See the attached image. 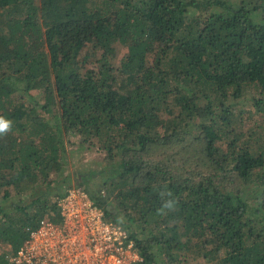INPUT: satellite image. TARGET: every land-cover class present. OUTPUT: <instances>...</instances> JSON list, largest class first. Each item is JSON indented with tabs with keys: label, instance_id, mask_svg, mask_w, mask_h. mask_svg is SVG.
Here are the masks:
<instances>
[{
	"label": "trees",
	"instance_id": "1",
	"mask_svg": "<svg viewBox=\"0 0 264 264\" xmlns=\"http://www.w3.org/2000/svg\"><path fill=\"white\" fill-rule=\"evenodd\" d=\"M0 118V264L82 179L134 264H264V0H0Z\"/></svg>",
	"mask_w": 264,
	"mask_h": 264
},
{
	"label": "built area",
	"instance_id": "2",
	"mask_svg": "<svg viewBox=\"0 0 264 264\" xmlns=\"http://www.w3.org/2000/svg\"><path fill=\"white\" fill-rule=\"evenodd\" d=\"M60 220L41 219L9 264H134L132 239L82 185H71L58 198Z\"/></svg>",
	"mask_w": 264,
	"mask_h": 264
},
{
	"label": "rangeland",
	"instance_id": "3",
	"mask_svg": "<svg viewBox=\"0 0 264 264\" xmlns=\"http://www.w3.org/2000/svg\"><path fill=\"white\" fill-rule=\"evenodd\" d=\"M67 137H69V139L73 140V141H77L79 139V135H75L73 132L68 134ZM72 146L73 145H68L69 149ZM76 147L73 146L72 148H74V150H70L68 152L67 171H71V173L72 172L75 173V171L77 170V171H80L82 173H86L92 167H99V166H102L104 164L103 153L97 152L94 148H86V147L76 148ZM81 181L82 182H80V183H82V185H83L85 183L84 179H82ZM73 184L76 185L75 183H73ZM83 187H84V185H83ZM4 250H5V244L1 243L0 244V253Z\"/></svg>",
	"mask_w": 264,
	"mask_h": 264
},
{
	"label": "clouds",
	"instance_id": "4",
	"mask_svg": "<svg viewBox=\"0 0 264 264\" xmlns=\"http://www.w3.org/2000/svg\"><path fill=\"white\" fill-rule=\"evenodd\" d=\"M9 128V122L0 118V132H4Z\"/></svg>",
	"mask_w": 264,
	"mask_h": 264
},
{
	"label": "water",
	"instance_id": "5",
	"mask_svg": "<svg viewBox=\"0 0 264 264\" xmlns=\"http://www.w3.org/2000/svg\"><path fill=\"white\" fill-rule=\"evenodd\" d=\"M107 208H110V205H108Z\"/></svg>",
	"mask_w": 264,
	"mask_h": 264
}]
</instances>
